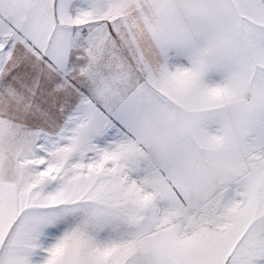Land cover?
<instances>
[{
	"label": "snow or ice",
	"instance_id": "1",
	"mask_svg": "<svg viewBox=\"0 0 264 264\" xmlns=\"http://www.w3.org/2000/svg\"><path fill=\"white\" fill-rule=\"evenodd\" d=\"M0 264H264V0H0Z\"/></svg>",
	"mask_w": 264,
	"mask_h": 264
}]
</instances>
